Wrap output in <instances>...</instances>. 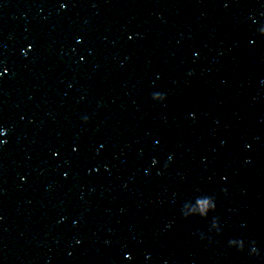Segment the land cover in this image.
Segmentation results:
<instances>
[{
  "label": "water",
  "instance_id": "water-1",
  "mask_svg": "<svg viewBox=\"0 0 264 264\" xmlns=\"http://www.w3.org/2000/svg\"><path fill=\"white\" fill-rule=\"evenodd\" d=\"M0 264H264V0H0Z\"/></svg>",
  "mask_w": 264,
  "mask_h": 264
}]
</instances>
